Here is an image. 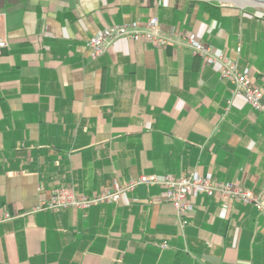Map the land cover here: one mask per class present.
<instances>
[{"label": "crops", "instance_id": "obj_1", "mask_svg": "<svg viewBox=\"0 0 264 264\" xmlns=\"http://www.w3.org/2000/svg\"><path fill=\"white\" fill-rule=\"evenodd\" d=\"M209 3H214L210 8ZM157 18L174 44L87 40ZM251 69L264 94V14L206 0H0V264H264L250 206L192 199L181 230L162 189L116 204L34 211L57 188L91 195L140 176L194 172L264 199V119L180 36ZM165 243L166 248H161Z\"/></svg>", "mask_w": 264, "mask_h": 264}, {"label": "built area", "instance_id": "obj_2", "mask_svg": "<svg viewBox=\"0 0 264 264\" xmlns=\"http://www.w3.org/2000/svg\"><path fill=\"white\" fill-rule=\"evenodd\" d=\"M121 38L145 42L154 48H165L174 44L173 40L163 36L159 21L153 17L144 26L138 21H133L102 29L86 42L90 59L100 58L116 40ZM180 38H182L180 45L191 50L207 66H215L219 78L233 86V95H241L246 104L264 119V94L252 81L249 67H240L237 61L217 52L211 44L203 43L193 33L182 34ZM5 47L6 42L0 38V51ZM139 186H157L162 189V200L173 207L181 230L193 212L191 200L199 195L216 197L223 204L250 206L264 220V199L261 195L240 187L236 181L217 182L210 174L200 175L197 172L179 178L170 175L162 177L140 175L125 184L114 181L110 188L89 196L77 194L72 188H57L51 192L49 200L34 211L62 212L67 209L84 210L97 205L116 204ZM17 217L19 215L3 210L0 202V224ZM166 247L165 243L161 244V248Z\"/></svg>", "mask_w": 264, "mask_h": 264}, {"label": "water", "instance_id": "obj_3", "mask_svg": "<svg viewBox=\"0 0 264 264\" xmlns=\"http://www.w3.org/2000/svg\"><path fill=\"white\" fill-rule=\"evenodd\" d=\"M206 1H208V0H206ZM214 1L220 2L219 0H214ZM237 1H244L247 3H251L254 5H259V6L264 7V0H237Z\"/></svg>", "mask_w": 264, "mask_h": 264}, {"label": "bare ground", "instance_id": "obj_4", "mask_svg": "<svg viewBox=\"0 0 264 264\" xmlns=\"http://www.w3.org/2000/svg\"><path fill=\"white\" fill-rule=\"evenodd\" d=\"M220 2H233L235 4H237L238 6H246V5H254V4H251V3H247V2H244V1H237V0H219Z\"/></svg>", "mask_w": 264, "mask_h": 264}, {"label": "rangeland", "instance_id": "obj_5", "mask_svg": "<svg viewBox=\"0 0 264 264\" xmlns=\"http://www.w3.org/2000/svg\"><path fill=\"white\" fill-rule=\"evenodd\" d=\"M208 1H214V0H208ZM252 6H255L256 7V10H259V11H261L264 14V7L259 6V5H252Z\"/></svg>", "mask_w": 264, "mask_h": 264}, {"label": "trees", "instance_id": "obj_6", "mask_svg": "<svg viewBox=\"0 0 264 264\" xmlns=\"http://www.w3.org/2000/svg\"><path fill=\"white\" fill-rule=\"evenodd\" d=\"M207 5H209L210 8H213L214 7V3H209Z\"/></svg>", "mask_w": 264, "mask_h": 264}]
</instances>
